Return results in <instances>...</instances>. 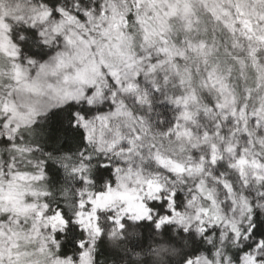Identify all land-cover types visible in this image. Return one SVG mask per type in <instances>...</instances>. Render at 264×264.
Wrapping results in <instances>:
<instances>
[{"label": "clouds", "instance_id": "9594fccd", "mask_svg": "<svg viewBox=\"0 0 264 264\" xmlns=\"http://www.w3.org/2000/svg\"><path fill=\"white\" fill-rule=\"evenodd\" d=\"M0 264H264V0H0Z\"/></svg>", "mask_w": 264, "mask_h": 264}]
</instances>
